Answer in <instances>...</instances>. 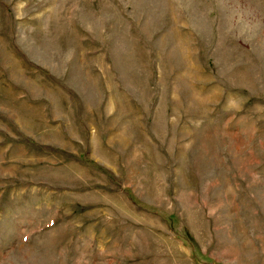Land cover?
<instances>
[{"label": "rangeland", "instance_id": "rangeland-1", "mask_svg": "<svg viewBox=\"0 0 264 264\" xmlns=\"http://www.w3.org/2000/svg\"><path fill=\"white\" fill-rule=\"evenodd\" d=\"M0 264H264V0H0Z\"/></svg>", "mask_w": 264, "mask_h": 264}]
</instances>
